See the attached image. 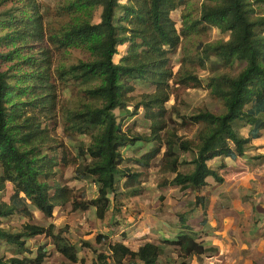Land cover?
<instances>
[{
	"label": "trees",
	"instance_id": "1",
	"mask_svg": "<svg viewBox=\"0 0 264 264\" xmlns=\"http://www.w3.org/2000/svg\"><path fill=\"white\" fill-rule=\"evenodd\" d=\"M51 1L46 20L37 0H0V194L7 184L12 188L10 202L0 200V264H43L49 245L77 263L74 239L51 223L54 209H92L103 221L111 198L114 206L142 192L143 173L122 168L125 162L149 170L160 157L157 167L174 175L161 187L200 190L208 178L218 184L238 178L241 159L264 134V0ZM180 8L178 30L171 13ZM211 29L227 39L208 41ZM121 46H127L126 54L115 63ZM179 47L174 73L172 56ZM75 53L81 58L74 60ZM194 65L208 76L201 79ZM138 83L154 92L128 112ZM176 85L203 89L221 113L202 107L190 115L176 112L173 120L165 104L171 96L179 98ZM139 109L150 123L147 136L123 128ZM173 123L196 127L194 139L179 136ZM58 125L67 140L84 139L75 158L53 137ZM138 142L159 147L126 161L123 151ZM182 154L192 157L187 161ZM67 166L74 168L72 180H92L95 198L87 200L66 185L60 170ZM182 166L191 171L180 173ZM31 207L47 226L33 223ZM12 217L24 220L20 229L2 228L1 220ZM181 228L174 241L163 244L177 248L183 259L204 255L203 243L188 226ZM38 238L47 242L28 247ZM107 251L97 255L96 264H157L163 254L151 243L132 251L114 242Z\"/></svg>",
	"mask_w": 264,
	"mask_h": 264
},
{
	"label": "rangeland",
	"instance_id": "2",
	"mask_svg": "<svg viewBox=\"0 0 264 264\" xmlns=\"http://www.w3.org/2000/svg\"><path fill=\"white\" fill-rule=\"evenodd\" d=\"M39 4L41 5L42 13L46 18V15L48 11L52 8L53 2L51 0H37ZM126 0H121V2H125ZM181 10L182 8L174 11L171 13V18L175 21L176 27L178 30L181 28ZM220 39H227L226 35H222L219 33L216 29H211L207 34V40L208 41H216ZM127 46H121L118 48V55L114 57V62L118 63L119 59L126 54ZM180 57H181V51L180 47L177 49L176 53L172 56V68L174 73H176L180 68ZM81 57L78 55V53L74 54V60L80 59ZM193 68H196L197 75L201 79H205L208 76V72L205 70H202L199 68L198 65H194ZM240 66L237 67L239 69ZM172 84V83H171ZM175 90H178L177 95H179V98H175V96H171L170 100L165 104V107L168 111V115L172 116V119H176V112L181 115H190L194 112H197L202 107L207 108V110L220 114L221 109L218 105V103L214 100H212L206 91L199 88H181L178 85L173 86ZM154 92V89L149 87L145 84H136L134 87V91L129 95L131 97V104H129L127 111L132 112L133 106L136 105L141 101V98L145 95L151 94ZM59 101V98L57 99ZM115 115H122L120 111H115ZM264 118V116H263ZM52 124V123H51ZM61 125V124H60ZM58 125V127L52 131L53 137L57 140V142H60L64 145V147L68 150L69 156L72 158L76 157L77 153V146L78 143L81 141H84L83 138H78L77 142H71L67 140L65 135L62 132L61 126ZM149 121L145 119L143 109H139L137 114L133 116H128L123 124L124 129H129L133 134L139 135V136H147L149 135ZM171 129L174 131H177V134L181 136L183 139H194V135L196 132V127H190L187 129L180 128L179 124L173 123L171 124ZM243 135L247 133V128L243 129L241 132ZM163 135V134H161ZM159 144L156 142H151L149 144L138 142L136 144V147L130 148V150L123 151V156L126 158V161H128L129 158L136 159L139 158L142 154L148 152L149 150H152L154 148H158ZM163 151V148H161ZM256 150L255 147L252 148L251 151ZM250 151V152H251ZM254 155V154H252ZM182 159H185L189 161L192 157L190 154H182ZM160 157L156 158L154 161H152V166L149 170H143L137 166H134L132 162H125L122 165V168H128L132 167L133 169H136V171H141L143 173L144 178V185L142 186V192L140 196L133 197V198H127V197H121L120 201H117L115 205L113 206L112 198L111 205L109 206V215L104 219L103 221L98 220L92 209L88 210L87 212H71L69 206H65L62 208H55L53 212V217L51 219V222L54 223L59 221V227L65 228L68 236L72 239H74L76 243L77 250H92L93 247L90 245L93 243L92 241V235L96 234L97 232H101L102 237L104 238L102 240V244H106L109 242V239L111 237V233L109 234L108 231L104 232V230L108 229L109 231H113L112 227L115 225V223H120L121 225H125V221H127V216H133V214L136 216L137 211L140 210L141 207L143 208H150L147 209V212H149V215H147L145 218H142L138 225L148 223L149 221L153 220L151 216H160L164 218L162 220L164 221H175L179 218L188 219L191 217L192 221L190 222L191 226L193 225L194 230H198L200 227L198 226L200 224V221L206 215H208V210L205 205V207L202 209V211L199 210L197 207V212L190 213V210L192 209L191 206L194 207L195 205V197L194 194L190 192H182L181 190H178L177 187H161L162 181H169L171 180L174 175L168 172H165L164 170H160L158 166V161ZM73 167L67 166L64 168H61V175L63 178L67 181L66 185H68L70 188L76 191V195H81V193H84L86 195L87 200L93 199L97 195L96 187L94 186L91 179H86L82 181H74L72 180L73 177ZM180 173H188L191 171V167L189 166H182L179 169ZM211 181V180H210ZM251 184V181L249 182ZM228 184V183H227ZM225 184L224 187H242V185H239L234 183L231 184ZM214 184H210V186H213ZM219 186V185H217ZM12 194V188L10 184L6 185V190L0 194V200L9 203L10 202V196ZM184 199L183 203L180 202V198ZM248 199V198H247ZM239 198L236 197L235 202H239ZM247 207H239L236 208L237 211L230 213V221H228L227 226L226 225H220L218 227V231L223 230L225 233L232 235V237L237 238L239 228L241 231H243V236L248 237L249 229L244 224V220L249 219L250 210H248V201ZM244 201V203H246ZM210 203V200H209ZM243 203V204H244ZM237 204V203H236ZM166 205H168V209L166 208ZM183 205V206H181ZM247 208V209H246ZM114 210L111 212V210ZM242 209V210H241ZM32 213L34 214V220L33 223L41 226H47L48 221L43 218V216L37 212L34 208H30ZM203 210L206 212V215H204ZM152 212V213H150ZM203 212V213H202ZM114 213V214H112ZM142 215V214H140ZM137 215V216H140ZM136 216V217H137ZM209 216V215H208ZM214 216L217 217L218 213L214 212ZM117 220V222L115 221ZM218 219V217H217ZM216 219V220H217ZM194 220V221H193ZM23 219H19L18 217H12L5 220H1V227L10 231H15L20 229L21 224L23 223ZM243 221V222H242ZM254 218L249 220L250 223L254 222ZM136 222V220L134 221ZM111 223V225H109ZM133 222H129L128 224H132ZM248 223V224H250ZM128 226V225H127ZM222 226L228 227V229L222 228ZM253 226V225H252ZM126 229V228H124ZM248 231V234H247ZM200 233V232H199ZM207 233L209 234V229L206 230L204 233V236L207 237ZM198 234V233H197ZM196 235V234H195ZM199 235V234H198ZM200 235H203V233H200ZM197 237V235H196ZM43 239H35L31 242H28V247L35 250L39 244L44 243ZM95 242V241H94ZM83 243H88L90 245L89 248L81 246ZM3 251V250H2ZM1 251V252H2ZM4 252V251H3ZM50 253H54L52 250H50ZM53 255V254H52ZM49 255V257L46 259L44 264H60V261L58 259L60 258H54L55 255ZM6 256H10V254H6ZM64 260H61V264H64ZM132 263V262H129ZM127 261L124 262V264H129Z\"/></svg>",
	"mask_w": 264,
	"mask_h": 264
},
{
	"label": "crops",
	"instance_id": "3",
	"mask_svg": "<svg viewBox=\"0 0 264 264\" xmlns=\"http://www.w3.org/2000/svg\"><path fill=\"white\" fill-rule=\"evenodd\" d=\"M254 147L256 150L251 151ZM252 148L241 159L242 173H240L238 178L232 177L222 184L215 183L213 179L208 178L207 185L204 188L191 191L196 197L195 205L194 207L191 206L190 213L197 212V207L202 211L207 204L205 208H207L209 215H206L203 210L206 217L200 221L198 230H194L193 225L191 226V217L188 219L186 217L179 218L175 221H164L162 220L164 219L161 217L162 215L151 216L153 220L146 223V225L144 224L145 222L138 225L142 218L149 215L147 209L150 206L148 208L141 207L140 210H136V216L142 215L137 217L134 214L133 216H127L128 220L124 222L125 225L114 222L113 224L115 225L112 227V232L108 229L104 230V232L108 231L109 234L111 233L108 243L96 242L95 237L101 235V232L92 235L93 243L90 245L93 249L78 250V262L75 264H96L97 255L99 253L107 254L108 245L114 242H121L132 251H137L139 247L146 243L160 246L163 249V254L158 258L157 264H264V134L260 139L252 142ZM250 181L251 184L249 183ZM212 183L214 185L210 186ZM227 183L231 185L239 183L242 187H224ZM187 191L190 192V190ZM236 197L240 199L239 202H235ZM197 198L202 199L198 204H196ZM179 200L181 203L184 201L182 197ZM244 201H248V210H250L249 219L246 218L244 220L245 226L252 229L249 230L250 235L248 237L243 236V231L240 228L237 238L232 237V235L225 233L223 230L218 231L220 225L227 226L228 221H230V213L237 211L236 208L240 206L247 207V202L244 203ZM166 208L168 209V205H166ZM111 212H113V209ZM214 212L218 213V219L214 216ZM252 218L255 221L250 223L249 220L251 221ZM135 220L136 222H134ZM55 221L51 223L57 228H62L59 227V221ZM115 221L117 222L116 219ZM129 222L133 223L128 224ZM182 226H188L190 231L197 235V241L202 242L206 249L204 255L183 259L178 256L177 248L163 244L164 241H174L179 233L184 232L185 230L181 228ZM226 226H222V228L228 229ZM208 229L209 234L207 233V237H205L204 233ZM199 232L203 233V235H200ZM47 250L54 252L52 253L55 255L54 258H60L58 259L60 264L61 260L65 261L64 264H70L53 250L52 245H49ZM52 254L50 253L49 255Z\"/></svg>",
	"mask_w": 264,
	"mask_h": 264
},
{
	"label": "built area",
	"instance_id": "4",
	"mask_svg": "<svg viewBox=\"0 0 264 264\" xmlns=\"http://www.w3.org/2000/svg\"><path fill=\"white\" fill-rule=\"evenodd\" d=\"M112 264H116V263H112ZM129 264H141V263L132 262V263H129Z\"/></svg>",
	"mask_w": 264,
	"mask_h": 264
}]
</instances>
